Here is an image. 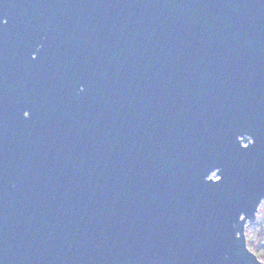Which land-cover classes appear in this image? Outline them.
I'll return each mask as SVG.
<instances>
[{"label":"water","instance_id":"obj_1","mask_svg":"<svg viewBox=\"0 0 264 264\" xmlns=\"http://www.w3.org/2000/svg\"><path fill=\"white\" fill-rule=\"evenodd\" d=\"M263 198L264 0H0V264H261Z\"/></svg>","mask_w":264,"mask_h":264},{"label":"rangeland","instance_id":"obj_2","mask_svg":"<svg viewBox=\"0 0 264 264\" xmlns=\"http://www.w3.org/2000/svg\"><path fill=\"white\" fill-rule=\"evenodd\" d=\"M210 178H216V174L213 173ZM243 238L245 248L255 254L261 264H264V198L261 200L254 218L245 221Z\"/></svg>","mask_w":264,"mask_h":264},{"label":"snow or ice","instance_id":"obj_3","mask_svg":"<svg viewBox=\"0 0 264 264\" xmlns=\"http://www.w3.org/2000/svg\"><path fill=\"white\" fill-rule=\"evenodd\" d=\"M3 22H5V23H6V21H3Z\"/></svg>","mask_w":264,"mask_h":264},{"label":"trees","instance_id":"obj_4","mask_svg":"<svg viewBox=\"0 0 264 264\" xmlns=\"http://www.w3.org/2000/svg\"><path fill=\"white\" fill-rule=\"evenodd\" d=\"M242 246V245H241ZM263 257H264V255H263Z\"/></svg>","mask_w":264,"mask_h":264}]
</instances>
